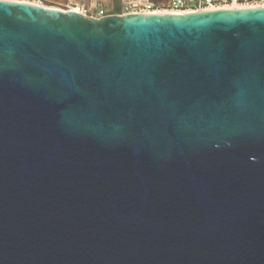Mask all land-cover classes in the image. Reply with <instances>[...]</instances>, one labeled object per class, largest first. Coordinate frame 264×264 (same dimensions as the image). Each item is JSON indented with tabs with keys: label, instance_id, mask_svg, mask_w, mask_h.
<instances>
[{
	"label": "water",
	"instance_id": "water-1",
	"mask_svg": "<svg viewBox=\"0 0 264 264\" xmlns=\"http://www.w3.org/2000/svg\"><path fill=\"white\" fill-rule=\"evenodd\" d=\"M0 264H264V7L0 0Z\"/></svg>",
	"mask_w": 264,
	"mask_h": 264
},
{
	"label": "built area",
	"instance_id": "built-area-1",
	"mask_svg": "<svg viewBox=\"0 0 264 264\" xmlns=\"http://www.w3.org/2000/svg\"><path fill=\"white\" fill-rule=\"evenodd\" d=\"M235 3L245 6L264 7V0H169L168 6L170 11L179 13L205 10L213 6H230ZM156 9L157 7L155 2L152 0H132L124 5L120 14L153 13ZM86 12V9H81L82 14L94 17V15H88ZM106 14L109 13H107L104 9H101L98 13V17Z\"/></svg>",
	"mask_w": 264,
	"mask_h": 264
},
{
	"label": "rangeland",
	"instance_id": "rangeland-1",
	"mask_svg": "<svg viewBox=\"0 0 264 264\" xmlns=\"http://www.w3.org/2000/svg\"><path fill=\"white\" fill-rule=\"evenodd\" d=\"M38 3L43 6L60 9H86V14H97L98 10L103 8L110 13L120 14L124 5L132 0H21ZM155 2L157 10L170 11L167 0H152Z\"/></svg>",
	"mask_w": 264,
	"mask_h": 264
},
{
	"label": "bare ground",
	"instance_id": "bare-ground-1",
	"mask_svg": "<svg viewBox=\"0 0 264 264\" xmlns=\"http://www.w3.org/2000/svg\"><path fill=\"white\" fill-rule=\"evenodd\" d=\"M14 1H21V0H14ZM22 2L40 5L38 3L29 2V1H22ZM249 7L256 8V6H245V5L235 3V4L230 5V6H219V7L213 6V7L207 8L205 10H199V11L218 10V9H243V8H249ZM261 7H263V6H261ZM71 9L81 13V10L78 8H71ZM153 13H157V14H185V13H190V12H179V13L177 12L176 13V12H172V11H161V10L156 9L155 12H153Z\"/></svg>",
	"mask_w": 264,
	"mask_h": 264
},
{
	"label": "crops",
	"instance_id": "crops-1",
	"mask_svg": "<svg viewBox=\"0 0 264 264\" xmlns=\"http://www.w3.org/2000/svg\"><path fill=\"white\" fill-rule=\"evenodd\" d=\"M101 9H103V8H101ZM101 9L98 10L97 14H95V13L93 14L94 17H98V13H99V11H100ZM106 12H107V13H110V11H108V10H107Z\"/></svg>",
	"mask_w": 264,
	"mask_h": 264
},
{
	"label": "trees",
	"instance_id": "trees-1",
	"mask_svg": "<svg viewBox=\"0 0 264 264\" xmlns=\"http://www.w3.org/2000/svg\"><path fill=\"white\" fill-rule=\"evenodd\" d=\"M167 3H169V0H167Z\"/></svg>",
	"mask_w": 264,
	"mask_h": 264
}]
</instances>
